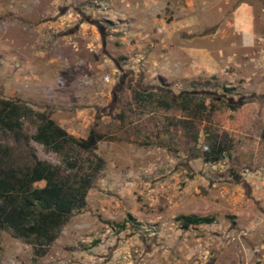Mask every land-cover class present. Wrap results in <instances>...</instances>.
<instances>
[{
  "label": "rangeland",
  "instance_id": "374dc122",
  "mask_svg": "<svg viewBox=\"0 0 264 264\" xmlns=\"http://www.w3.org/2000/svg\"><path fill=\"white\" fill-rule=\"evenodd\" d=\"M0 101L1 171L90 183L52 243L0 228V264H264V0H0ZM43 117L101 140L56 152Z\"/></svg>",
  "mask_w": 264,
  "mask_h": 264
},
{
  "label": "trees",
  "instance_id": "16d2710c",
  "mask_svg": "<svg viewBox=\"0 0 264 264\" xmlns=\"http://www.w3.org/2000/svg\"><path fill=\"white\" fill-rule=\"evenodd\" d=\"M0 105V123L10 128L18 125L16 121L11 122V118L17 116L18 105L13 101H0ZM34 138L43 145L52 146L56 152L60 151L64 143L73 140L55 126L53 121L44 117ZM100 140L97 132L90 130L86 139L73 141L83 150H92ZM223 151V146L214 145L205 150L203 155L206 161L215 162L220 160ZM74 181V184H70L58 168L38 160L35 156L21 178H17L12 170H0V228L44 235L46 242L52 243L56 236L55 230L66 222L73 211L84 206L90 183L87 179ZM39 182H44L43 187L35 188L33 185ZM176 220L183 230H187L191 226L210 224L214 219L207 216L180 215Z\"/></svg>",
  "mask_w": 264,
  "mask_h": 264
}]
</instances>
